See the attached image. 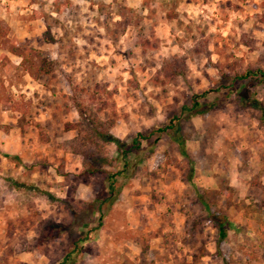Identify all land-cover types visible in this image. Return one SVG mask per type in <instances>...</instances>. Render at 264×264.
<instances>
[{"label": "rangeland", "instance_id": "obj_1", "mask_svg": "<svg viewBox=\"0 0 264 264\" xmlns=\"http://www.w3.org/2000/svg\"><path fill=\"white\" fill-rule=\"evenodd\" d=\"M0 24L51 64L34 80L0 51V264L83 235L68 264H264V0H0ZM94 125L124 145L171 127L124 162ZM100 158L125 163L112 197L78 176Z\"/></svg>", "mask_w": 264, "mask_h": 264}, {"label": "trees", "instance_id": "obj_2", "mask_svg": "<svg viewBox=\"0 0 264 264\" xmlns=\"http://www.w3.org/2000/svg\"><path fill=\"white\" fill-rule=\"evenodd\" d=\"M122 11L126 10L124 8L121 9ZM5 26L0 24V51H4L16 58L19 59V67L21 68V70L23 71L24 74H26L28 77H30L31 79L37 80L39 79L40 76L42 75H46L49 73L50 69H51V64L49 63V61H47L44 57L41 56V54L39 53V51L35 50V49H31V48H25V47H20L18 42L14 39H9L6 32H5ZM47 42H51L52 39L49 37L47 39ZM1 58H3L5 61V57L4 55H0ZM248 74H250L249 72H247L246 74L243 75H239L237 76V78L239 79H243L245 78ZM261 77L264 78L263 73H261L260 75ZM207 95V91H203L199 94L193 95L191 97V107L193 108L195 106H198V100L199 99H204ZM3 97L5 98L3 101L8 105L9 109H14V110H18V100H19V96L18 95H13L9 92H3ZM104 107V103L103 106ZM189 108V110H190ZM77 112L80 113V110H78L77 108ZM262 118L264 117V111L261 112ZM262 121V120H261ZM68 127H75V125H67ZM66 126V127H67ZM171 125H169V127H164L162 129H157L155 131H152L151 133H149L148 135H140V134H136V136H134L131 140L130 143L127 144H123L122 142H120L118 139L114 138L112 135H110L107 131H100L98 130L97 126H93L91 127V132H92V139L95 140H100L103 143H108V144H113L115 146V148L117 149V151H119V155L120 157H122V160L125 162L124 157L126 156L128 151H132V152H136L137 149L139 148V141L146 139L150 134L155 133V132H164L165 130H167L168 128H170ZM172 134V133H170ZM173 137V139L175 140V142L177 143L179 150L181 153L184 152V144L183 141L181 140V138L179 137H175L174 135H171ZM125 146H128V151L125 150ZM4 157H8L7 155H5ZM98 161H100V164H103L104 162H106L105 158H100V159H92L91 161H88L87 166L84 167V161L82 162L83 165V170L78 174V176L80 177H89L92 175H99L101 174L102 178L104 179V190H106L105 195L107 197H112L113 193H114V178L116 176H120L122 173V170L125 168V163L123 162V165L121 167V169L116 170L114 173H107L106 171H104L103 169H101L99 167V163ZM95 163L97 165H95ZM108 165H111V161L106 162ZM105 163V164H106ZM106 200L105 197H101L98 198L97 200V205L95 206L96 210L94 212L97 213L98 215V219H100V206L102 205V203ZM94 205H92L93 207ZM218 220V234L220 238L224 237V226L223 224L225 223L224 218H222V216H217L215 217ZM228 225V224H227ZM84 235L81 237H78L76 241H74L72 243V249L71 251L76 248L77 243L80 241L84 240ZM71 251H69L67 254L64 255V257L61 259L60 263L58 264H68L69 262H71Z\"/></svg>", "mask_w": 264, "mask_h": 264}, {"label": "crops", "instance_id": "obj_3", "mask_svg": "<svg viewBox=\"0 0 264 264\" xmlns=\"http://www.w3.org/2000/svg\"><path fill=\"white\" fill-rule=\"evenodd\" d=\"M13 135H15V134H13ZM8 136H10V132H9V135L7 134V137ZM6 137V136H5ZM6 146H9V144L7 143V139H5L4 140V142L2 143V144H0V150H4V148L6 147ZM23 145L19 142L18 143V147L19 148H21ZM10 154V153H9ZM18 157H19V155H18Z\"/></svg>", "mask_w": 264, "mask_h": 264}]
</instances>
